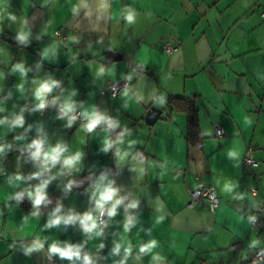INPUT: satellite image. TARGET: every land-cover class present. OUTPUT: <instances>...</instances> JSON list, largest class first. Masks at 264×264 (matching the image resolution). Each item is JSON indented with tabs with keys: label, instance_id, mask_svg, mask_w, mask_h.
<instances>
[{
	"label": "crops",
	"instance_id": "obj_1",
	"mask_svg": "<svg viewBox=\"0 0 264 264\" xmlns=\"http://www.w3.org/2000/svg\"><path fill=\"white\" fill-rule=\"evenodd\" d=\"M262 10L264 0H107L102 12L99 0H0V120L10 122L23 109L25 121L15 128L0 124V145H11L0 154V264H81L50 255L54 242L81 245L95 264H119L124 251L113 255L116 243L132 247L125 264H241L264 246ZM128 14L134 22L126 21ZM21 30L29 33L26 43L16 39ZM166 41L177 48L166 53ZM110 51L131 61L108 59ZM18 63L26 75L12 71ZM47 79L59 83L47 106L37 109L35 82ZM115 80L129 83L115 96L101 94ZM171 96L195 97L201 147L188 144L187 116L170 110ZM67 99L82 119L71 127L60 118ZM93 110L118 127L101 123L85 131L81 113ZM215 124L223 127L221 137ZM121 133L123 143L104 152V140L115 142ZM37 138L45 147L66 145V156L81 152L79 170L68 173L57 164L28 179L41 170L27 150ZM248 146L255 165L243 164ZM118 150L128 154L124 160ZM49 175L55 177L46 189L50 202L34 216L30 198L17 194ZM83 176L90 180L77 185ZM101 176L125 197L115 217H103L101 236L89 238L79 222L46 227L57 206L64 216L94 209ZM69 181L75 183L66 191ZM200 183L217 191L213 212L190 200ZM226 185L234 187L226 191ZM133 200L138 206L126 212ZM128 216L134 226L125 233ZM253 216L260 225L252 224ZM36 240L43 248L26 252ZM152 240L158 242L153 252L139 254Z\"/></svg>",
	"mask_w": 264,
	"mask_h": 264
},
{
	"label": "clouds",
	"instance_id": "obj_2",
	"mask_svg": "<svg viewBox=\"0 0 264 264\" xmlns=\"http://www.w3.org/2000/svg\"><path fill=\"white\" fill-rule=\"evenodd\" d=\"M84 7L88 5L86 3L83 4ZM107 7V0H99V10L102 12ZM73 11H76L74 8ZM12 20H15V16L9 17ZM3 19V16H0V20ZM128 23L134 22V16L132 14H128L125 17ZM26 24V21H25ZM29 33L27 31L21 30L18 32L16 39L21 43H26L28 40ZM45 57L47 56V51L44 53ZM13 72L19 71L21 76L26 75L27 69H25L22 63H18L14 65ZM104 72V68L101 67L99 69L98 74H102ZM37 84L34 90V97L38 102L36 104L37 109H44L47 104V97L50 93H52L53 89L58 86V81L47 79L35 82ZM21 91L23 90V85L17 86ZM53 104L56 103V100L53 99ZM77 105L71 99L65 100L60 105V118L63 119L67 117L68 119V126L71 127L72 124L77 119L75 113ZM0 111H4L2 107H0ZM23 109H21V114L16 115L15 118L8 122L5 120H0V124L10 123V126L15 127H22L24 125V117L22 115ZM81 115L85 118L86 123L82 126L83 129L89 133L94 132L96 128L101 124L104 123L107 125L108 129H113L118 127V122L113 121L95 110L92 112H83ZM126 133H121L118 137L117 141H112L111 139L106 138L104 140L103 151L108 152L111 148H113L114 143H123V137ZM19 139V138H18ZM134 143V142H133ZM46 141L41 138H37L33 140L30 144L27 145V150L29 156L32 160L39 162L40 171L33 173L28 179H37L44 176L46 172H49L51 168H54L57 164H60L61 167L66 170V172L70 173L73 169L79 170L77 165L79 164L82 153L76 152L75 154L71 155H64L67 152L66 145L62 143L56 144L54 147H45ZM11 147V145H0V154H3L6 148ZM117 155L120 157L121 160H124L127 157V153L121 154L118 150ZM55 177L52 175L47 176V178L40 179V182L32 189L27 190L26 193H19L17 196L27 195L30 200L32 201L33 208L37 211L33 212L34 216H38V209L41 205H46L50 201L48 199V195L46 189L51 182L52 179ZM24 179L22 176L17 175L16 180ZM106 177L101 176L100 180L94 185V191L92 193V200L94 201V209L84 213L83 215L77 214H69L67 216L60 215L61 206H57L53 213H51L50 219L46 225V227H52L55 225H59L61 223L64 224H74L79 222L80 226L82 227L83 231L89 235V238L94 234L96 236H101L103 234V227L102 225L106 226V222L101 219L103 216H107L108 218H113L117 215L118 209L121 205L124 204L125 197L119 195V189L114 186V181L108 180L105 182ZM74 181H69L65 185V190L69 191L74 185ZM234 185H226L225 190L231 191ZM243 199V196L239 197ZM138 206V201L133 200L130 202L125 211L127 209H135ZM27 218H25L26 220ZM250 220L255 219V217H249ZM131 226H134V220L131 216L126 218V222L124 224V231L125 233L130 231ZM157 241L152 240L146 244H143L139 248V254H147L152 253L153 249L157 246ZM101 248L104 247L103 244L100 245ZM123 247L124 251V258L119 261V264H125V261L132 253V247L129 244L127 247H124L122 243H116L115 247L112 249L113 255H119L121 249ZM43 248V243L39 240H36L31 247L26 249V252L30 253L33 250H39ZM81 245H65L61 247L58 243H53L49 246V254L50 255H58L61 259H67L69 261H80L81 264H95L92 257L84 253L82 254ZM154 259H159L158 256H154Z\"/></svg>",
	"mask_w": 264,
	"mask_h": 264
},
{
	"label": "built area",
	"instance_id": "obj_3",
	"mask_svg": "<svg viewBox=\"0 0 264 264\" xmlns=\"http://www.w3.org/2000/svg\"><path fill=\"white\" fill-rule=\"evenodd\" d=\"M260 15L261 18L264 19V10L261 11ZM56 34L60 35L59 32H56ZM162 48L166 53H171L177 48V46L172 44L171 41H166ZM128 83L129 82L127 80H115L107 82L101 90V94L115 96L120 89L127 87ZM74 114L76 115L77 120H82L79 117L78 111H76ZM213 132L215 137H221L223 135V127L219 124H215L213 126ZM256 163L257 161L252 154V147L248 146L243 157V164L255 165ZM252 192L254 193L255 190L252 189ZM190 200L192 202L202 204L210 212L215 211L219 205V197L215 187L203 183H200L191 189ZM103 217H101V219L104 221ZM251 222L253 225H260V222L256 218L252 219ZM241 264H264V246L254 249L249 257Z\"/></svg>",
	"mask_w": 264,
	"mask_h": 264
},
{
	"label": "trees",
	"instance_id": "obj_4",
	"mask_svg": "<svg viewBox=\"0 0 264 264\" xmlns=\"http://www.w3.org/2000/svg\"><path fill=\"white\" fill-rule=\"evenodd\" d=\"M168 106L171 111H180L187 116V142L189 145L201 147L202 136L199 126V118L196 107L195 97L171 96L168 99ZM90 180L89 176L76 179V184L80 185Z\"/></svg>",
	"mask_w": 264,
	"mask_h": 264
},
{
	"label": "water",
	"instance_id": "obj_5",
	"mask_svg": "<svg viewBox=\"0 0 264 264\" xmlns=\"http://www.w3.org/2000/svg\"><path fill=\"white\" fill-rule=\"evenodd\" d=\"M108 59H111V60L123 59V60L131 61V57L114 52V51L109 52Z\"/></svg>",
	"mask_w": 264,
	"mask_h": 264
}]
</instances>
